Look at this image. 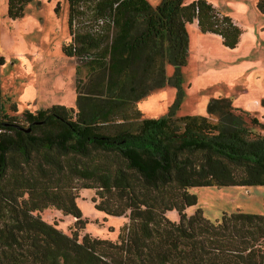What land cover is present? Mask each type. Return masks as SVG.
<instances>
[{"label":"trees","instance_id":"1","mask_svg":"<svg viewBox=\"0 0 264 264\" xmlns=\"http://www.w3.org/2000/svg\"><path fill=\"white\" fill-rule=\"evenodd\" d=\"M34 1L9 0L10 17L23 16ZM68 2L72 39L63 50L88 64L76 108L11 115L0 81V264H264V215L236 212L214 223L200 209L187 214L198 204L191 188L264 185L261 119L226 97L209 101L208 116L171 108L146 118L139 109L157 89L181 84L188 23L230 48L243 29L207 0ZM257 7L264 14V0ZM88 11L114 23L74 35L73 19ZM5 63L0 53V76ZM9 108L18 110L16 103ZM81 188L97 189L98 210L129 215L117 240L80 239L37 214L55 207L84 228ZM170 210L178 222L167 217Z\"/></svg>","mask_w":264,"mask_h":264},{"label":"rangeland","instance_id":"2","mask_svg":"<svg viewBox=\"0 0 264 264\" xmlns=\"http://www.w3.org/2000/svg\"><path fill=\"white\" fill-rule=\"evenodd\" d=\"M162 1L150 0L153 6ZM207 1L244 29L241 42L235 48L227 47L220 35L202 32L196 22L188 23L189 57L182 68L181 84L169 83L157 89L140 101L139 109L146 118L164 116L171 108L179 116H208L209 101L226 97L236 108L254 112L264 123V14L257 7L260 0ZM8 4L9 0H0V53L6 60L0 81L2 94L9 99L8 112L22 117L26 110L55 105L76 108L77 82L87 81L88 64L63 50L72 39L68 0L31 2L17 18L10 17ZM167 70L172 77L176 67L169 64ZM11 103L17 104V111L9 108ZM190 192L198 196V204L187 209L189 216L200 209L207 219L218 223L224 215L236 212L264 215V185L194 187ZM96 197L97 189L78 191L84 228L76 225L74 216L55 207L37 214L68 235L79 234L80 239L91 234L117 240L129 215L111 216L98 210ZM166 215L171 221L180 220L177 210Z\"/></svg>","mask_w":264,"mask_h":264},{"label":"built area","instance_id":"3","mask_svg":"<svg viewBox=\"0 0 264 264\" xmlns=\"http://www.w3.org/2000/svg\"><path fill=\"white\" fill-rule=\"evenodd\" d=\"M114 23L113 16H99L94 11H88L85 15L78 16L73 19L72 30L73 34H79L85 29L92 34L101 33L103 28Z\"/></svg>","mask_w":264,"mask_h":264},{"label":"crops","instance_id":"4","mask_svg":"<svg viewBox=\"0 0 264 264\" xmlns=\"http://www.w3.org/2000/svg\"><path fill=\"white\" fill-rule=\"evenodd\" d=\"M218 10H219V9H218ZM219 12H220L221 14H223L221 10H220ZM196 23H197V22H196ZM241 28H242V27H241ZM242 29H243V28H242ZM243 33H244V29H243ZM242 35H243V34H242ZM258 37H259V41H260V40H261V36H258ZM241 38H242V36H241ZM240 42H241V39H240ZM240 42H239V43H240ZM238 45H239V44H238Z\"/></svg>","mask_w":264,"mask_h":264},{"label":"water","instance_id":"5","mask_svg":"<svg viewBox=\"0 0 264 264\" xmlns=\"http://www.w3.org/2000/svg\"><path fill=\"white\" fill-rule=\"evenodd\" d=\"M15 126L20 127L18 124H16ZM31 130V128H27L26 131L29 132Z\"/></svg>","mask_w":264,"mask_h":264}]
</instances>
